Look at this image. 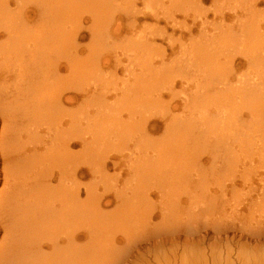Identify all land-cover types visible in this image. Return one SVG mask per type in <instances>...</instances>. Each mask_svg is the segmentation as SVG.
Returning a JSON list of instances; mask_svg holds the SVG:
<instances>
[{"label": "rangeland", "instance_id": "1", "mask_svg": "<svg viewBox=\"0 0 264 264\" xmlns=\"http://www.w3.org/2000/svg\"><path fill=\"white\" fill-rule=\"evenodd\" d=\"M69 1L0 0V55L9 54L5 62L0 61V71L10 76L0 81V106H6L4 102L9 96L6 94L14 91L16 86L14 71L18 69L15 68L13 55L20 50L32 52L34 47L25 44L29 36L41 32L39 36L44 38L41 35L44 32L50 36L52 32H58L62 42L60 40L56 46H51L53 44L50 42L47 44L50 51L56 53V56L51 57L52 61H59L61 69L58 75L63 77L68 74L67 70L70 71L65 66L66 60L71 59L76 69L72 74V91H66L63 86V94L74 97L72 109L76 116L75 136L78 141L73 150L78 170L83 172L78 177L80 199L89 200L88 205L90 202L96 203L95 206L99 203L101 214H105H98L94 210L93 213L97 212L98 216L92 213L91 217L87 216L89 220L86 217L79 218V221L84 219L82 224L89 221L87 224L97 226V229L93 230L94 227L90 225L89 230L87 224L84 227L78 222L76 246L78 252L81 250L78 256L83 254L81 259L78 258H85L83 264L90 257V260L95 258L97 264H264V0H95L96 3L91 0L89 5L87 0ZM77 1L79 4L75 3ZM83 1H86L87 7ZM73 2L78 6L71 5ZM143 15L150 17L142 18ZM245 21L251 22V25ZM238 29H242V35ZM7 34L14 35L16 41ZM251 36L254 39L252 43H257L254 47ZM17 37H24L20 44L16 43L19 41ZM254 49L259 52V57L254 56L251 62L245 56L252 52L256 55ZM258 59L260 61L255 62ZM208 76L213 79L211 82ZM242 84L246 85L247 92L243 93L242 87L240 91L246 98L240 95L241 98H237L236 93L233 98L231 91ZM227 97L231 99L223 103L220 101ZM242 98L249 99L250 103ZM187 99H194L196 105L191 106L197 107L190 106L188 110L183 103ZM139 101L148 103L149 111L157 107V112L150 111L148 119L150 124H156L158 128L149 127L151 142H147L149 147L146 145L145 151L142 133L140 129L137 130L139 127L135 123L138 118L140 120ZM160 113L165 115L164 119ZM151 114H154L153 117ZM191 114L194 115L192 127L195 121L198 126L193 127L194 136L192 139L189 137L178 159L185 162L186 173L183 178L181 173L175 178L169 176L170 172L161 164L163 160L157 158L156 152L162 148L165 150L167 139L163 128L169 116L183 120ZM110 118H116L118 126L124 124L120 127L121 132L125 123L132 126H126L129 134L122 135L119 129L114 131L117 137H110L111 140L115 139L111 141L113 143H110L109 138L103 141V147L97 141L95 145L89 144V148L90 131L94 135V126L98 127V124L107 127L105 119ZM206 118L210 121L207 122ZM124 135H129L126 136L127 143L123 141L125 137L120 138ZM136 148H140L139 155ZM166 148V157L167 154L170 157L175 154L171 155L172 151L168 146ZM176 148L180 150L181 147H175L174 150ZM145 152L150 155L148 153L146 157ZM90 156L94 161L90 160ZM148 156H154L152 158L160 162L155 159L153 163V159ZM80 157L84 160H80ZM144 160L151 162L148 163L152 164L148 166L149 170L153 169L156 162L158 166L160 163L163 172L160 170L157 175H152L151 170L150 174L147 173L148 177L146 173L141 176L135 167ZM87 167H92L94 172L105 168V175H97L96 172L88 174ZM128 206L131 212L125 216L122 211ZM139 216H145L146 219ZM94 218L98 219L100 226L92 224L96 221ZM93 259L89 261L90 264H93Z\"/></svg>", "mask_w": 264, "mask_h": 264}, {"label": "bare ground", "instance_id": "2", "mask_svg": "<svg viewBox=\"0 0 264 264\" xmlns=\"http://www.w3.org/2000/svg\"><path fill=\"white\" fill-rule=\"evenodd\" d=\"M72 1H76V0H72ZM96 1H98V0H96ZM96 1L94 0L95 3H96ZM255 1H253V3ZM87 2H88V4L86 3V1H83V4L85 3V5L86 4L89 5L91 0H87ZM103 2H104V0H103ZM75 3L79 4L78 1L75 2ZM75 3L73 2L71 5H73ZM81 3H80V5H81ZM57 4H59V3H57ZM183 4H184V2H183ZM60 5H62V4H60ZM87 5H86V7H87ZM97 5H98V2H97ZM63 6H64V4H63ZM75 6H78V5L75 4ZM48 7H50V6H48ZM248 8L250 9V7H248ZM58 9H60V8H58ZM63 11H65L64 8H63ZM89 12H88V14H89ZM254 14L255 13H253V15ZM62 15H64V14H62ZM68 15H67V17H68ZM140 15H142V13H140ZM140 15H138V16H140ZM151 15L154 17V14H151ZM156 15L157 14L155 13V17H157ZM72 16H73V14H72ZM90 16H92V14H90ZM102 16H103V14H102ZM93 17H95V16H93ZM148 17H150V16H148V15H143L142 16V18H148ZM259 18H260V15H259ZM11 20H12V18H11ZM76 20H77V18H76ZM253 20H254V18H253ZM253 20H252V23L254 24L255 20H254V22H253ZM170 21H173V20H170ZM242 23H244V22L242 21ZM250 23H247V24H250ZM128 24H129V22H128ZM57 25H56V27H57ZM73 25H75V24H73ZM133 27H134V25H133ZM250 27H252V26H250ZM258 27L259 26L257 25L256 28H258ZM72 28H75V27H72ZM1 30H3V29H1ZM156 30H158V29H156ZM163 30H164V32H166V29L163 28ZM238 30H240V29H238ZM41 31L43 32L44 30L41 29ZM159 32H161V31H159ZM40 33L41 32H39L38 34H34V36H29L30 37V39L28 37L29 41H26L27 43H25L28 46L32 45L30 48L34 47L33 50L31 49L32 52H29V51L26 52L25 51V53H24L23 51L20 50L19 52H17V54L13 55L14 56V60H16L15 68L18 69L17 71H14V73L16 75V78H17V79H15L16 80V82H15L16 86H15V88H13L14 91H12V92L8 93L9 91L8 92L6 91L7 92L6 95L7 96L9 95L8 98L5 97V98H7V100H6L7 102L5 103L4 102L5 100L3 101L6 106L5 107L0 106V121H1V129H0V163H1V167H0V264H81V263L83 264V262L85 263V258H83V260H80L81 259L80 256L82 255L81 257H83V254L80 253L81 255L78 256V253L81 250L78 252V247L76 246V244H77L76 241H77V237H78V235H77V230H78L77 229V224H78V222H80V224L84 223L83 222L84 219L79 221V218H85L86 217L85 219L89 220L87 218V216L90 215V217H91V214L93 213L94 210L98 211V214H101L102 211H100L99 203H97V205L95 206L96 203L94 204V203L90 202L91 204H94L93 207H92V206H90L91 205L90 203H89V205L87 203V202H89V200L86 202V201H83V200L81 201V199H80V191H79L80 188H79V184H78V177H79V174L83 175V172L78 170L79 167H77V165L75 163L76 154H75V152L73 150V147L76 145V140H77V137L75 136V129H76L75 128V117L76 116H74L75 112H73V109H72L73 102H74L73 101L74 97L69 96V95L65 96L63 94L65 92L63 86H65L66 91H68V92L72 91V81H73L72 74H74V72H76V69L73 67L74 65L71 63L72 62L71 59H70L71 61L70 60H66V62L64 61L66 63L65 66H66V68L70 69V71L67 70L68 74L65 75V76L62 75L63 77H60L61 75L60 76L58 75L59 71L61 69L60 64L58 65L59 61L58 62L56 60L52 61V58H51L53 56H56V53L51 52L50 49H49L50 46L47 45L49 42L53 44L51 46H56L57 44H59V41L61 40L60 36H59L58 32H56V31L52 32L51 36H50V34L47 35V33L44 34L45 33L44 32L43 34H41L44 37V38H42V37L39 36ZM242 33H243V31H241V35H242ZM250 33H251V31H250ZM11 34H12V32H11ZM11 34H9V35L7 34V35L10 36L9 38H12V36H13L14 37L13 40L16 41L15 36L11 35ZM75 35H80V34L76 33ZM222 35H223V33H222ZM246 35H248V34H246ZM21 36H22V33H21ZM23 36H25V35L23 34ZM68 36H70V35H68ZM62 37H65V36H62ZM251 37H252V39L250 41H251L252 46L254 47L255 44H257V43L253 44L252 40H254V39H253V36H251ZM17 38H18L19 41L16 42V43L20 44L21 39H23L24 37H22L20 39H19V37H17ZM224 39H226V38H224ZM243 39H245V37H243ZM226 40H228V39H226ZM6 41H8V40H6ZM10 41H11V39H10ZM239 41H240V39H239ZM239 41H237V42H239ZM61 42H62V40H61ZM5 43L2 44V47L4 46ZM241 43H243V42H241ZM236 44H239V43H236ZM62 46H63V44H62ZM252 46H249V47L251 48ZM10 48H11V46H10ZM3 49H4V47H3ZM252 49H249V50L251 51ZM249 50H248V52H249ZM256 51L257 50L254 49V52L257 53L256 55L252 52V53H248L247 56H245V57H247V59H249V60L251 59V62H253L254 61V59H253L254 56L257 57V55L259 54V52H256ZM220 52H221V50H219V53ZM53 54H55V55H53ZM8 55L9 54H6V56L0 55V61L1 62H5V57H7ZM258 57H259V55H258ZM18 59H20V62H22L21 65L19 64L20 62H18ZM258 61H260V59H258L255 62H258ZM54 62H56V63H54ZM146 62L144 64H146ZM4 64L5 63L2 64V67H3ZM12 64H14V62H12ZM255 64H257V63H255ZM50 65H52L53 67H50ZM44 67L46 69H43ZM84 68H86V66ZM85 71H87V70H85ZM147 72H148V70H147ZM150 73H153L155 75L154 71L153 72L151 71ZM5 74L6 73H4L3 71H0V81L3 82V81L6 80L5 77H7V78L10 77V76H7V75L5 76ZM142 76H144V74H142ZM145 76H147V75H145ZM155 76H157V75H155ZM138 77L140 78V76H138ZM214 78H215V76H214ZM151 79L152 78L150 77V80ZM209 79H210V77H209ZM211 79L209 80L210 82H211ZM15 83H13V84H15ZM222 84H224V82ZM150 85H147V86H150ZM243 85H245V84H242V86L236 87L237 89L234 90V91L232 90L233 92L231 91V94H233L232 95L233 98H234V94L235 93L237 94V98L245 97V96H243V93L247 92L246 91L247 88H246V85H245V87ZM144 86H145V84H144ZM235 86H237V85H235ZM235 86H233V87L235 88ZM8 87H11V86H8ZM241 87H242V89H241ZM170 88H171V86H170ZM259 88H260V86H259ZM240 89L242 90L243 93L240 91ZM225 90L227 91V89H225ZM228 90H230V88H228ZM113 91H114V89H113ZM224 95H225V93H224ZM135 96L137 97L136 94H135ZM245 98H242V99H245ZM137 99H138V97H137ZM188 99H187L186 102H183V103L185 104L186 108L188 110H190V106L194 105V104L196 105V101L194 99H192V100H188ZM228 99H231V97L230 98L227 97V98L222 99L220 101L223 103L224 100L226 101ZM215 100H217L216 97H215ZM248 100L249 99H245L246 102H248ZM99 101H101V100H99ZM124 101H126V100L124 99ZM140 101H143V99H141ZM140 101H139V106H138L139 109L138 110H140L141 113H140V116L137 115V116L140 117V120L138 118L139 121L137 120L138 122L135 121V123L138 124L139 128H137V130L140 129V131L142 133V138L144 139V141L142 143H144L143 145H145V146H143V148L144 147L146 148L148 146L147 142H151V137L149 136L150 135L149 134V129L150 128H156V127L158 128V126L156 124H154V125L150 124L149 123L150 122V120H149L150 118L148 119V117H150L149 116L150 115L149 114L150 111H153V110L156 111L157 107L155 109H151L149 111L150 106L148 107V103H146L148 101L144 100V101H146L145 103L144 102L142 103ZM218 102H219V100H218ZM248 103H250V101ZM97 104L99 105V102ZM109 105H111V104H109ZM197 105H199V104H197ZM151 107L154 108V106H151ZM191 107L195 108L197 106H194V107L191 106ZM99 108H101V106ZM98 111H100V110H98ZM98 111L96 110V112H98ZM109 112H111V111H109ZM120 112H121V109H120ZM126 113H128V112L126 111ZM136 113L137 112H135V114ZM161 113H160V115H161ZM121 115H122V113H121ZM142 115H145V116L147 115V118L145 116L143 117ZM153 115L154 114H151L152 117H153ZM108 116L110 117L111 115H108ZM164 116L165 115L162 114L161 118H163ZM158 117L160 119V116H158ZM169 117H170V119H168V117H167L168 122L164 125L165 128H163V129H165V135H166V139H167L166 140V144L164 146H166V147L168 146L169 150L172 151L171 153H170V151H168L171 155L173 153H175V154L177 153V154L176 155L173 154V156H171V157H170V155L168 156V154H167V157H166L165 154L167 152V148L164 147L165 150L162 148V150L156 152L157 153L156 155L158 156L157 157L158 159L160 157V160L165 161V162L162 161L161 164L163 163L164 167L170 172L171 175H169V176H174V177L176 176L177 177V176H179L178 173L179 174L181 173L180 176H181V178H183L184 174L186 173L185 172V167H184V163L185 162L180 161L178 159H179V156H180L181 152L184 150L183 148L188 144L189 137H191V139H192L193 136H194V128H195V125H196V121H195V125L193 126L194 127L193 128L192 127V125L194 124V121H193L194 120V115L193 114H191L188 118L184 117L183 120L182 119L178 120V118H174V117H171V116H169ZM201 119L202 118H199L198 120H201ZM105 120H106V122H108L107 123V127H101L100 125H102V124H98V127L94 126L95 127L94 128V131H95L94 135L92 134L93 131H90L91 132L90 136H91L92 142L90 140L89 141L90 143H88V145L89 144L93 145L97 141H99L98 143H100V145L101 144L103 145V143H104L103 141L104 140H107V139H109L110 137H113V136L117 137V133H115L116 131H119V129H120V132H121V128L120 127H122L124 124L121 125V123L119 122L121 126H118L117 125L118 122H117L116 118L115 119H111L110 118L109 120L108 119H105ZM207 120H208V118H206V121ZM192 121H193V124L191 125ZM209 121H210V119H209ZM209 121H207V122H209ZM125 124H126V126L128 128L132 127V126H128L127 123H125ZM130 125H133V124L130 123ZM126 126H124L122 128L123 129V131L121 132L122 135L123 134H129L128 128H126ZM197 126L198 125H196V127ZM205 126H206V124H205ZM117 127H119V128H117ZM201 127H203V126L201 125ZM192 128H193V130H192ZM197 129L198 128H196V130ZM130 130H131V128H130ZM126 136L124 135V136H122L120 138H123V137L126 138ZM163 137H164V135H163ZM120 138H118V139H120ZM112 140H115V139L112 138ZM112 140L110 138V143H113V142H111ZM195 140H194V142H195ZM116 141H114V142L116 143ZM123 141H126V143L128 142L127 138L124 139ZM154 141H155V139H154ZM157 142H158V140H157ZM142 143H141V145H142ZM150 144H152V143H150ZM91 145H89V148L91 147ZM139 147H140V145H139ZM175 147H181V148H180V150H178L177 148H176L177 150H174ZM140 148H142V147H140ZM140 148H138V149L136 148L137 149L136 151H138ZM156 148L158 149L157 146H156ZM151 149H152V146H151ZM92 150H94V149L92 148ZM145 150H147V148L144 149L143 151H145ZM94 153H96V152H94ZM122 153H124V152H122ZM142 153H144V152H142ZM148 153L149 152H147V153L145 152L146 157H147ZM95 155H97V154H95ZM138 155H139V151H138ZM143 155L144 154H142L141 156H143ZM149 155H150V153H149ZM141 156H139V158ZM161 156L164 159L166 158V160L162 159ZM148 157L153 159L152 157H154V156H151V157L148 156ZM79 159L80 160H84L83 158L81 159V157ZM155 159L156 158H154L152 160L153 163H155V161H154ZM90 160H91V156H90ZM150 160H148V161H150ZM185 160H187L186 156H185ZM86 161H87V159H86ZM91 161H94V160L92 159ZM145 161L146 160H144V162L143 161H141V162L139 161L140 164H138V166H137V164H135L137 166V167H135V170L141 176H143L146 173V177H148L147 173L150 174L151 170H152V175H154V174L157 175L156 174V173H158L157 171H160L163 168V166H160V163H159V166H158L157 162H160V161L157 160L156 164L155 165L153 164V166H154L153 169L151 168V170H149V168L151 167L152 164L149 165L148 163H151V162H148V161L145 162ZM95 163H97V162H95ZM112 164H114V163L112 162ZM135 165L133 164V166H135ZM131 166H132V164H131ZM148 166H150V167L148 168ZM87 168H88V170H87L88 174H93V173L96 172L97 175H102V174L105 175V172H106L104 170L105 168L104 169L102 168L103 170H101V171L96 170L95 172H94L92 167L91 168L87 167ZM131 168L133 169V167H131ZM127 169H129V168H127ZM179 169L181 170V172L179 171ZM136 171H134V172L137 173ZM162 172H163V170H162ZM172 173H173V175H172ZM140 175H139V177H140ZM134 176H136V175H134ZM169 178H172V177H169ZM104 179H105V177H104ZM153 179H155V178H153ZM176 180H178V178ZM109 181H111V180H109ZM140 183H141V181H140ZM112 184L114 185V183H112ZM124 185H126V184H124ZM175 185H176V182H175ZM83 189H86V188L84 187ZM169 189H170V187H169ZM136 191H138V190H136ZM120 192L124 193L121 190H120ZM93 195H95V194H93ZM89 196H90V194H89ZM128 196H130V195H128ZM121 197L122 196H120V198ZM98 198L99 197H97V199ZM100 198H102V197H100ZM124 198H125V196H124ZM171 205H172V203H171ZM176 205H177V203H176ZM169 206H170V204H169ZM173 209H175V208H173ZM130 212H131V208L128 206L127 208L124 209V211H122V214L125 215V216H128L130 214ZM136 213H138V212H136ZM93 214L97 215V212L93 213ZM165 214H169V212L165 213ZM101 215L105 216V214H101ZM140 215H142V214H140ZM104 216H101V217H104ZM140 217L141 216H139V218ZM141 218H145L146 219L145 216L144 217L142 216ZM93 220H96L95 222L92 223L93 225H95L94 223L99 225L100 222L98 221V219L94 218ZM129 221H130V219H129ZM85 222H86L85 225L82 224L84 227L86 226L87 222L89 224V221H85ZM136 222H135V224H136ZM104 224H106V223H104ZM90 225L86 226V228H88ZM125 225H126V223H125ZM91 227H94V226L91 225ZM81 228H82V226L80 227V229ZM95 228L97 229V226L92 228V229L94 230ZM107 228H108V226H107ZM99 230H100V228H99ZM94 232L92 231V233H94ZM96 233L97 232H95V234ZM94 237H97V236H94ZM101 249H102V247H101ZM97 250H99V249H97ZM90 251H91V249H90ZM94 252L96 254V251H94ZM106 254H108V253H106ZM84 257H86L85 254H84ZM90 258H88V261L86 259V262H87L86 264H90L89 261H92V259H93L92 258L90 260ZM93 260H94V262H92V263L93 264L96 263L95 262L96 261L95 258ZM105 263H108V262H105Z\"/></svg>", "mask_w": 264, "mask_h": 264}]
</instances>
